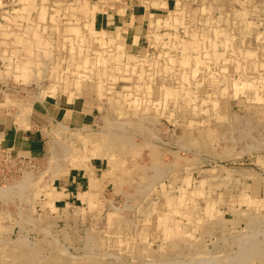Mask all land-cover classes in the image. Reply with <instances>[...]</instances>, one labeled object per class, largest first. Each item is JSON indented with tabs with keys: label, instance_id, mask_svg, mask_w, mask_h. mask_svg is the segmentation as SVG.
I'll list each match as a JSON object with an SVG mask.
<instances>
[{
	"label": "rangeland",
	"instance_id": "374dc122",
	"mask_svg": "<svg viewBox=\"0 0 264 264\" xmlns=\"http://www.w3.org/2000/svg\"><path fill=\"white\" fill-rule=\"evenodd\" d=\"M0 77L99 117L0 153V264H264V0H0Z\"/></svg>",
	"mask_w": 264,
	"mask_h": 264
},
{
	"label": "crops",
	"instance_id": "0c3cea01",
	"mask_svg": "<svg viewBox=\"0 0 264 264\" xmlns=\"http://www.w3.org/2000/svg\"><path fill=\"white\" fill-rule=\"evenodd\" d=\"M130 32L133 33L132 30ZM2 85L0 77L1 92ZM49 86L51 90L48 93L53 95L55 86ZM71 98H40L32 101L27 109L24 106H12V98L9 102L0 95V153H10L16 157H39L49 150L51 140L57 142L54 138L49 140V130L53 135L59 136L64 130L84 129L95 125L99 118L98 115L95 116L97 102L90 90L85 89L81 95H75L72 100ZM98 180L83 168H71L63 182L64 190L59 197L61 199H58L64 203H75L73 201H78L84 194L93 191Z\"/></svg>",
	"mask_w": 264,
	"mask_h": 264
},
{
	"label": "bare ground",
	"instance_id": "6f19581e",
	"mask_svg": "<svg viewBox=\"0 0 264 264\" xmlns=\"http://www.w3.org/2000/svg\"><path fill=\"white\" fill-rule=\"evenodd\" d=\"M91 9H92V10H91ZM83 10H85L84 13H85V12H89V11L91 12V14L94 13V11H93V7H91V8L88 7V8H87L86 6H84V9H83Z\"/></svg>",
	"mask_w": 264,
	"mask_h": 264
},
{
	"label": "built area",
	"instance_id": "2783aa9c",
	"mask_svg": "<svg viewBox=\"0 0 264 264\" xmlns=\"http://www.w3.org/2000/svg\"><path fill=\"white\" fill-rule=\"evenodd\" d=\"M67 1H69V0H67ZM92 1V0H91Z\"/></svg>",
	"mask_w": 264,
	"mask_h": 264
}]
</instances>
